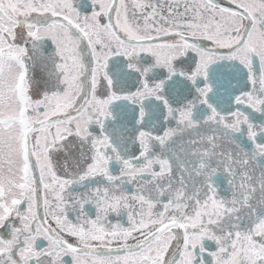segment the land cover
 <instances>
[{
	"label": "snow or ice",
	"instance_id": "6c2138e0",
	"mask_svg": "<svg viewBox=\"0 0 264 264\" xmlns=\"http://www.w3.org/2000/svg\"><path fill=\"white\" fill-rule=\"evenodd\" d=\"M0 264H264V0H0Z\"/></svg>",
	"mask_w": 264,
	"mask_h": 264
}]
</instances>
